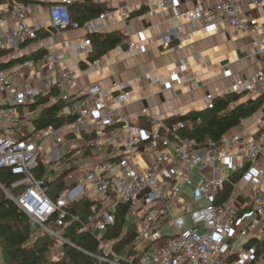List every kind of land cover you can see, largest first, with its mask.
<instances>
[{
    "label": "built area",
    "instance_id": "obj_1",
    "mask_svg": "<svg viewBox=\"0 0 264 264\" xmlns=\"http://www.w3.org/2000/svg\"><path fill=\"white\" fill-rule=\"evenodd\" d=\"M186 1L197 4L184 12L176 0H151L149 5L171 13L177 34L183 21L193 28L213 21L233 38L263 30L245 15L252 8L264 9V0ZM72 4H51L45 25L31 0H0V64L21 59L0 68V170L15 178L10 189L1 183L0 188L33 227L56 240L60 256L64 244L75 247L64 238L65 228L75 227V233L95 238L99 253L90 255L103 264H264V165L256 166L264 159V119L256 121L255 135L243 128L218 145L201 147L167 129L168 119L182 115L150 104L139 110V117L127 113L130 83L79 88L75 71L58 69L56 56L46 51L33 58L25 52L42 29L59 34L80 28L70 18ZM111 15L106 12L100 19ZM120 34L130 49L136 48L127 29ZM90 45L85 39L79 49L87 52ZM263 52L257 44L256 53ZM55 89L65 103L59 117L73 120L36 129L44 108L36 103ZM231 93L263 96L264 65L222 95ZM214 100L206 97L207 109ZM238 173L240 180L221 201L227 181ZM60 178L62 190L57 188ZM243 179L252 184L250 192L238 185ZM83 202L90 203L86 219L73 210ZM121 214L124 228L116 242L130 227L136 237L118 252L106 235Z\"/></svg>",
    "mask_w": 264,
    "mask_h": 264
},
{
    "label": "crops",
    "instance_id": "obj_2",
    "mask_svg": "<svg viewBox=\"0 0 264 264\" xmlns=\"http://www.w3.org/2000/svg\"><path fill=\"white\" fill-rule=\"evenodd\" d=\"M31 1L37 6L36 14L46 25L48 7L60 0ZM72 1V13L80 19L87 16L81 13L80 5H93L94 9L100 7L104 10L100 15L83 21L79 29L68 28L59 34H49L42 29L38 41L25 52L33 58L46 51L56 56L58 69L71 67L75 71L79 88L92 84L110 88L113 81L130 83L133 96L126 112L132 116L139 117V110L149 104L155 110L178 116L205 110L208 95L215 98L223 96L237 81L254 75L264 65V52L256 53L257 44L264 46V9L252 8L245 15L247 19H256L263 30L233 38L229 31L213 21L196 28L183 21L182 31L177 34V24L171 13L150 6L151 0ZM196 4L186 0L175 2L180 12L194 8ZM125 8L127 13H123ZM106 12L112 13L110 18L100 19ZM123 29L131 33L135 49H130L128 42L122 39L116 48L94 61H89L92 43L87 52L79 49L82 41L91 40L95 34L120 33ZM168 41V46H165ZM43 73L46 75L49 71ZM153 79L156 82L153 83ZM72 92L74 94V90ZM252 99L243 95L239 102ZM259 119H264V102L254 116L228 134L244 128L255 135ZM263 165L264 159L256 164L257 167ZM262 183L264 185V180ZM238 185L248 192L252 189V184L245 179ZM61 258L55 256L50 260L57 262Z\"/></svg>",
    "mask_w": 264,
    "mask_h": 264
},
{
    "label": "trees",
    "instance_id": "obj_3",
    "mask_svg": "<svg viewBox=\"0 0 264 264\" xmlns=\"http://www.w3.org/2000/svg\"><path fill=\"white\" fill-rule=\"evenodd\" d=\"M76 5V4H75ZM81 13H85L86 18L80 19L73 15V6L69 7L70 18L73 22L82 25V22L100 15L103 8L94 9L92 6H79ZM78 11V10H77ZM52 34V30H46ZM120 33H100L95 34L90 40L92 50L89 55V61H94L107 52L116 48L122 43ZM21 60V59H18ZM6 64H0V68H6L16 61ZM243 95L226 94L217 97L214 100L213 108L202 111L190 112L180 117L171 118L166 121L167 129L170 133L176 134V138H190L198 142L201 147H207L210 143L218 145L222 139L233 129L238 128L243 120L254 116L263 105L262 97L254 98L247 102H239ZM233 103H237L233 105ZM42 104L44 108L38 119L34 123L36 129L45 127H61L64 123L72 122V117H59V112L65 106L64 101L60 98V93L55 89L51 96L41 98L36 105ZM36 106L32 107L35 109ZM183 124L174 132L172 126ZM242 176V173L234 174L230 177L222 193L221 201L229 197L236 184ZM62 178L57 179V188L62 190L65 186L62 184ZM15 181L9 170H0V183L7 189ZM90 208V203L83 202L74 206L73 210L83 219H86ZM124 222V214L118 215L116 226L112 227L107 233V237L114 241V249L122 252L132 242H134L136 233L135 228L130 227L127 235L119 242L116 240L120 237ZM32 224L29 219L20 211L18 206L11 201L4 191L0 188V261L2 264H103L90 254L97 255L98 242L90 234H77L74 232L75 227H66L64 238L72 243L75 247L64 244L61 248L62 258L53 262L49 259V252L55 247L56 240L42 233L35 236V231L31 228Z\"/></svg>",
    "mask_w": 264,
    "mask_h": 264
},
{
    "label": "rangeland",
    "instance_id": "obj_4",
    "mask_svg": "<svg viewBox=\"0 0 264 264\" xmlns=\"http://www.w3.org/2000/svg\"><path fill=\"white\" fill-rule=\"evenodd\" d=\"M197 182H198V178H196V180H195V183H197ZM189 190H190V189L188 188V189H187V192H189ZM31 228L35 231V234H34L35 236H37V235H41V233H40V232H41L40 229H38V228H36V227H33V226H32ZM56 246H57V245H55V247H54L53 249L50 250L49 255H48V256H49V259H51V257L54 258L55 256H57V257L60 258V253L57 251ZM52 253H53V254H52ZM57 257H56V258H57ZM50 261H51V260H50ZM0 264H2L1 261H0Z\"/></svg>",
    "mask_w": 264,
    "mask_h": 264
}]
</instances>
